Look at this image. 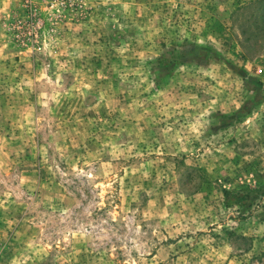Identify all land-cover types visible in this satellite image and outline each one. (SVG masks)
Masks as SVG:
<instances>
[{"label": "rangeland", "instance_id": "rangeland-1", "mask_svg": "<svg viewBox=\"0 0 264 264\" xmlns=\"http://www.w3.org/2000/svg\"><path fill=\"white\" fill-rule=\"evenodd\" d=\"M0 264H264V0H0Z\"/></svg>", "mask_w": 264, "mask_h": 264}, {"label": "trees", "instance_id": "trees-1", "mask_svg": "<svg viewBox=\"0 0 264 264\" xmlns=\"http://www.w3.org/2000/svg\"><path fill=\"white\" fill-rule=\"evenodd\" d=\"M230 197V199H231V196H229ZM229 197L227 198V199H229ZM236 198V197H235ZM238 198V197H237ZM241 198H243V199H241L242 201L243 200H245V198H247V197H241ZM243 202H247V200H245V201H243Z\"/></svg>", "mask_w": 264, "mask_h": 264}]
</instances>
